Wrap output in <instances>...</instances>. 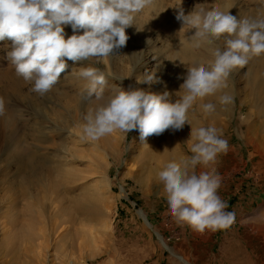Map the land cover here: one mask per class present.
I'll return each mask as SVG.
<instances>
[{
  "label": "rangeland",
  "instance_id": "obj_1",
  "mask_svg": "<svg viewBox=\"0 0 264 264\" xmlns=\"http://www.w3.org/2000/svg\"><path fill=\"white\" fill-rule=\"evenodd\" d=\"M257 4L264 6L261 0L235 3L248 10H255ZM160 12L157 10L154 13L153 29L159 30L161 35L153 39L162 58L165 56L166 33L158 22ZM217 43L223 47V38ZM10 49L11 41L0 44V80L3 82L8 79L7 67H14L7 56ZM263 64L264 54L253 57L245 67L235 69L232 74L240 78L243 87L246 76L261 69ZM0 97L4 98L3 94ZM14 104L24 110L34 108L45 112L38 101L6 100L4 114L0 116V137L4 143L7 136L14 135L18 128H22L26 119L12 112ZM260 108L264 110V104ZM256 111L249 103L237 100L230 105L229 114L217 112L219 124L229 127L226 132L221 130L222 138L228 141V151L221 153L209 166H198L196 169L197 173L214 169L221 177L217 194L227 204L225 210L234 213L231 226L235 233L230 239L224 235L217 236L218 230H205L203 233L196 232L198 238L195 241L194 232L189 231L193 229L189 225L178 222L163 224L164 220L168 221L172 216L162 195V186L156 179L157 173L166 164L155 153L168 141H176L177 137L167 133L151 135L149 145L144 147L140 135L133 139V131L125 137L117 131L110 149L104 153L98 147L99 140H81L82 117L70 127L73 137L70 139L72 149L69 151L76 159L68 158L66 171L69 175L60 187L58 183L47 179V185L57 191L52 198H44L47 213L44 223L40 225L46 235L44 241L29 238L24 226L6 235L0 228V264H150L153 262V245L158 254L183 264L164 248L159 236L190 264H211L213 258L214 264H264V150L257 151L247 145V126L256 119ZM34 117L32 114L27 117L33 125L38 121ZM259 120L264 122V117ZM213 122L210 115L203 113L197 123L199 127H207ZM20 133L23 137V132ZM189 138L190 134L179 141ZM186 144L181 147L182 160L191 155ZM22 153L26 151L22 150ZM103 153L105 159L101 157ZM89 156L94 158L98 166L88 168ZM13 160L4 157L1 163L3 167L10 166L4 172L5 181L15 171ZM4 189L5 184L0 183V208L1 213H4L2 216L6 217L11 212V198ZM52 201L58 206L57 212L51 209ZM26 211L21 213V222L25 219L22 214H26ZM140 212L145 214L150 226L142 220ZM178 231L186 236V246L191 248L192 256L183 254L182 246L185 244L177 239ZM207 237L210 241H207ZM213 239L214 242L211 241ZM208 247L213 258L207 256Z\"/></svg>",
  "mask_w": 264,
  "mask_h": 264
},
{
  "label": "clouds",
  "instance_id": "obj_2",
  "mask_svg": "<svg viewBox=\"0 0 264 264\" xmlns=\"http://www.w3.org/2000/svg\"><path fill=\"white\" fill-rule=\"evenodd\" d=\"M154 5L155 0H0V41H11L8 60L16 74L32 83V91L40 95L49 92L66 71L65 58L89 62V66L80 68L79 76L89 82L87 96L101 103L83 115V141H98L117 130L125 134L138 130L145 142L151 135L181 130L186 123L191 125L186 141L191 155L180 162H168L157 173V183L162 186L168 212L178 223L200 233L227 228L234 221V213L225 210L227 204L217 194L221 177L214 169L199 173L196 169L209 166L226 153L228 141L214 125L193 127L188 113L198 101L227 88V80L235 69L264 54V13L238 18L198 3L185 15L177 7L176 19L182 27L176 35L195 29L190 43L196 49L207 48L212 57L207 66L199 63L186 67L175 102L168 91L156 93L137 87L125 90L114 86L105 96L106 74L91 64L103 63L114 50L125 46L129 38L126 29L136 25L137 14ZM67 25L73 35L66 39ZM222 38L223 47L217 43ZM136 81L148 85L159 82L154 70L145 71ZM233 102L228 93L218 97L220 106ZM199 108L208 116L216 112L217 104L202 103ZM4 111L5 100L0 97V116Z\"/></svg>",
  "mask_w": 264,
  "mask_h": 264
},
{
  "label": "bare ground",
  "instance_id": "obj_3",
  "mask_svg": "<svg viewBox=\"0 0 264 264\" xmlns=\"http://www.w3.org/2000/svg\"><path fill=\"white\" fill-rule=\"evenodd\" d=\"M238 1L241 3V1L246 0H155L154 7H147L142 13L137 14L136 25L126 29V34L129 37L126 45L114 50V53L105 58L103 63L91 64L93 67L101 68L106 74L105 96L112 91L114 86L125 90L130 87H137L156 93L168 91L173 94L172 100L175 102L178 99L175 93L179 91L180 85L184 82L182 77L186 75V67L199 63H204L207 66V61L212 59L206 47L196 49L191 46L189 37L194 34L195 29L186 30L184 33L176 35L182 27V23L176 19L179 11L177 7L182 8L185 15L191 13L198 3L202 4L206 9L217 7L222 11L236 15L238 18L244 16L254 17L264 13V6L257 4L255 10H248L242 5L241 7L238 6L239 4L235 5ZM261 1L264 2V0ZM157 10L161 11L158 16V22L166 33L164 40L165 56L162 58L153 39L156 35H161L159 30L153 29V17ZM136 26L141 30L138 31ZM64 31L66 39L73 35L70 25L65 26ZM80 34H83V30H81ZM180 39L184 41L182 45L180 44ZM148 40H151L150 43H148ZM9 41L6 39L5 41H0V44H7ZM218 45L220 46V43ZM65 59L68 68L61 74L53 88L44 95L32 91V83L18 76L12 66H8L6 70L8 79L5 82L0 80V94H3L5 101L8 99H11V101L17 99H23L28 102L38 101L45 111L42 113L34 108L24 110L14 104L15 106L11 107L12 112H17L21 117L26 118L22 124L23 130L21 127L18 128L17 133L5 138V143L0 137V152H2L0 157V183L5 184L4 191L11 198L9 206L11 212L8 216L7 214L6 217L2 216L4 213H1L2 209L0 208V228L5 235L24 226L28 230L29 238L38 242L44 241L46 235L44 229L40 227L44 223L47 213V205L44 198H52V195L57 191L54 187L53 189L47 185V179L58 183V187H60L67 178V175H69L66 171L69 162L68 158L76 159V156L74 154L71 155L69 151V149H72L70 139L73 137L70 130V127L72 128L73 126L71 124L76 119L80 120L90 107L101 103L95 97L89 98L87 96L86 88L89 82L79 76L80 68L89 66V62H73L67 60V58ZM257 66L260 67L261 64ZM152 70L156 71V77L159 82L152 85L146 83L137 84V78H142L145 71L151 72ZM244 82L245 86L242 87L240 78L233 76L231 73L227 80V88L217 92L214 96L206 97L203 101H198L189 110L188 119L193 127H199L198 118L203 115L199 104L216 103V112L210 115V119L214 120L213 125L216 128L226 132L229 127H222L219 124L216 113H230L231 104L223 107L218 103V97L228 93L233 96L235 102L237 100L239 102L244 101L257 109L256 119L247 126V145L257 151H262L264 150V122L259 119L264 117V110L260 108L264 104V64L261 69L249 73ZM25 86L26 90L24 91ZM31 114L33 117L35 114L36 117L34 118H38L34 125L27 118ZM20 131L23 132V137ZM117 131L99 140L98 147L104 153H107L110 149L113 136ZM133 132V139L140 135L138 130H133ZM190 132L191 125L187 123L181 130L172 131L169 129L165 131L163 134L174 135L177 140L165 143L155 155L162 159L165 164L170 161L180 162L182 160L181 147L186 144L184 142L187 140H183V142L179 140L182 137L188 138ZM119 133L123 137L126 135L120 131ZM19 137H22V139ZM150 137H147L146 141L141 143L142 146L146 147L149 145ZM166 148L168 150L165 151ZM22 150H25L26 153H22ZM104 153L101 154L102 159H105ZM150 153L153 157V151ZM4 157L14 158L13 167L15 171L7 181H5L4 172L10 166H2L1 163ZM87 165L88 168L96 167L98 163L89 156ZM101 185L102 182L99 186ZM102 193L105 194V192ZM57 208L58 206L53 202L52 211L57 212ZM24 210L27 211L26 214H22L25 219H22L21 222V213ZM139 215L146 225L150 226L145 214L140 212ZM4 218H6V221ZM159 239L164 248L169 250L183 264H190L184 257L178 256L161 236H159Z\"/></svg>",
  "mask_w": 264,
  "mask_h": 264
},
{
  "label": "crops",
  "instance_id": "obj_4",
  "mask_svg": "<svg viewBox=\"0 0 264 264\" xmlns=\"http://www.w3.org/2000/svg\"><path fill=\"white\" fill-rule=\"evenodd\" d=\"M157 216V215H156ZM153 219H155V216H153ZM176 220L173 218V217H171V218H169V220L167 221V220H164L163 221V224L165 223H172V224H176ZM190 231V233H193V236H194V239H195V241H197V238H198V236H197V234H196V232L197 231H191V230H189ZM177 232H175V235L174 236H176L177 234H176ZM232 233H235L234 232V230H233V227L230 225V226H228L227 228H223V229H218V231H217V236H218V234L220 235V236H223V237H225L226 239H230L231 237H232ZM185 235H184V233L182 232V231H178V236H177V239L178 240H180L181 239V241H183L182 242V244L184 245L185 244V246H182V249H183V254L184 255H188V256H192V252H191V248L190 247H188L189 245H187L186 246V239H185ZM207 241H210V239L207 237ZM211 241H213L214 242V239L213 240H211ZM213 247H214V245H212ZM211 246V247H212ZM157 255V256H156ZM207 256H209V258L210 257H212L213 258V255H212V253H210V247H208L207 248ZM195 262H198V261H195ZM211 264H214V262H215V259L213 258V260L211 259ZM223 262H221V264H222ZM150 264H178V263H176V262H174V261H171V260H168L167 258H165L164 256H163V254H161V253H157V250L154 248V245H153V262H151Z\"/></svg>",
  "mask_w": 264,
  "mask_h": 264
}]
</instances>
